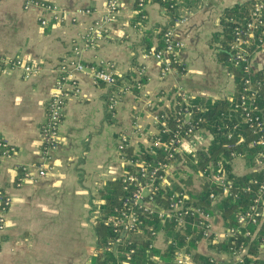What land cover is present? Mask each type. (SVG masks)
I'll return each instance as SVG.
<instances>
[{
	"label": "crops",
	"instance_id": "0c3cea01",
	"mask_svg": "<svg viewBox=\"0 0 264 264\" xmlns=\"http://www.w3.org/2000/svg\"><path fill=\"white\" fill-rule=\"evenodd\" d=\"M44 1L68 11L90 9L93 13L81 15L75 23L67 20L42 26L39 19L44 14L38 9L24 10V0H0V56L24 57L43 69L30 79L20 69L0 73V132L17 149L11 159L0 160V191L12 198L6 228L0 233V264H89L98 244L95 221L101 218L105 203L101 192L125 171L119 138L129 135L135 149L143 148L144 138L149 141L156 126L148 102L170 106L180 91L206 101L228 102L235 97L234 75L217 57L222 47V19L227 10L250 0H175L179 14L191 12L175 30L184 44L179 58L187 72L167 75H162L159 61L149 53L157 46L158 28L170 22L168 1L147 0V18L138 25L136 0H119L122 9L117 21L83 54V61L114 65L131 78L143 67L144 88L124 94L116 117L111 118L106 109L110 88L95 85L87 74L78 73L77 86L70 89L73 94L65 106L53 171L37 182L17 185L19 167L42 159L41 126L61 61L74 56V48L83 45V36L106 10V0ZM145 35L153 36L151 50L143 45ZM254 61L264 66V54ZM76 88L80 91L74 94ZM135 123L143 126L147 136L133 135ZM247 159L236 161V177L252 170ZM214 217L215 227L221 229L222 216ZM164 240L159 236L156 245L163 248ZM197 250L208 260L232 262L230 254L215 252L206 240L198 242ZM259 264H264V250Z\"/></svg>",
	"mask_w": 264,
	"mask_h": 264
},
{
	"label": "built area",
	"instance_id": "2783aa9c",
	"mask_svg": "<svg viewBox=\"0 0 264 264\" xmlns=\"http://www.w3.org/2000/svg\"><path fill=\"white\" fill-rule=\"evenodd\" d=\"M171 7L179 5L175 0H165ZM147 0H136L140 21L147 18L145 14ZM24 10H40L49 17H40L42 26L64 23L67 20L75 23L81 15L92 14L90 9L68 11L57 4L44 0H24ZM180 8V7H179ZM122 4L119 0H106V10L99 20L94 21L83 36V45L76 46L73 57L64 58L58 68V77L47 103L46 121L41 127L42 159L33 164L19 167L17 185L23 182H37L54 169V153L60 145V128L65 118V106L72 96L70 89L76 87V75L87 74L95 85L105 84L110 88L106 100L109 117L115 118L122 97L126 93L141 91L144 88L142 78L145 68L136 71V78L128 80L127 75L118 71L114 65H86L83 54L102 40L108 27L117 21ZM191 16L188 11L181 15L164 34V47L152 50V54L162 69V75L174 72L186 73L187 68L179 58L184 48L175 35L176 26L183 24ZM231 62L243 73L238 96L231 98L229 111H222L216 124L204 114L208 108L205 104L191 105L192 99L186 93L179 92V100L173 103L176 109L173 124L170 116L162 108L157 109L156 102L146 103L152 115L156 132L141 149H135L129 135H121L118 140V151L125 165V171L119 182L123 196L118 206L108 215L101 214V221L106 228L116 235L127 237L130 232L139 230L140 213L156 214L163 222L175 224V238H182L184 245L178 250L174 264H195L192 253L187 249L189 242L202 233V240L216 243L244 236L250 242L259 241L258 253L250 255V245L229 247L232 262H218L210 259V264H259V257L264 250V116L261 102L264 100V66H257L254 58L264 54V0H251L248 16L231 20ZM20 69L25 79H30L42 72V67L28 62L24 57L0 56V73ZM76 88L74 91L79 93ZM216 101H211L214 104ZM162 110V111H161ZM133 135L145 137V129L135 123ZM146 142V143H145ZM220 147L216 153L211 152L212 145ZM17 153L16 147L9 143L0 132V160L11 159ZM249 158V160L247 159ZM246 159L253 171L263 173V181L256 180L251 184L257 186L252 203L245 211L237 214L236 225L221 229L214 225V214L196 204L204 189L209 191L211 200L232 198L239 200L242 193L251 191V186L241 188L234 172L238 160ZM12 199L0 191V230L5 225V212ZM163 231L153 232L155 237L148 250L156 246ZM174 237L166 238L164 245H176ZM122 239L115 237L109 240L106 250L111 251ZM130 244V242H129ZM235 245V246H234ZM134 253H126L127 264ZM158 261V260H156ZM159 262V261H158ZM91 264V263H89ZM159 264V263H158Z\"/></svg>",
	"mask_w": 264,
	"mask_h": 264
},
{
	"label": "trees",
	"instance_id": "16d2710c",
	"mask_svg": "<svg viewBox=\"0 0 264 264\" xmlns=\"http://www.w3.org/2000/svg\"><path fill=\"white\" fill-rule=\"evenodd\" d=\"M164 5V3H163ZM251 0L248 3H245L242 6L234 7L225 12V15L222 19L223 24V39L222 47L218 52V61L223 64L231 74L234 75L237 92L235 97L238 96V90L240 89L241 81L243 73L240 69L236 68L234 64L231 62L232 53L230 50L231 45V20H239L248 16L250 10ZM167 13L170 17V22L167 26L160 27L156 33L157 46L155 50L158 51L164 47V34L165 32L175 24L176 20L180 17L179 14V5H174L171 7V3L167 2L165 4ZM138 21H140V16L138 17ZM219 37V35H218ZM153 36L145 35L143 36V45H145L146 50H151L153 48ZM136 78V75H134ZM128 80H130V76H127ZM145 78H142L143 84L145 83ZM179 96H176L174 100H179ZM191 105H199L205 104L208 108L206 114H204L205 118H208L213 124H216L219 118V115L222 111H229L230 104L224 100H218L214 104L211 101L202 100L200 98H192L190 101ZM157 109L162 108L167 114L170 116V126L173 124V118L176 113V109H174L173 104L170 106H165V104L155 103ZM263 116H264V100L261 102ZM161 110V111H162ZM220 150V147L213 144L211 147V152L216 153ZM248 169H252V165H248ZM237 180L240 184L241 188H247L251 186V191H247L246 193H242V196L239 200H235L232 198H225L221 200H211L209 198V191L204 189L203 193L196 200V204L208 209L214 215H221L224 224L228 227H232L236 225L237 214L241 211H245L248 206L252 203V199L256 193V189L258 184H251L252 181L256 180L259 184L263 181V173L253 171V169L247 173L246 175L237 177ZM123 196L122 186L119 181H115L112 184H109L102 192L101 197L104 200V205L102 209L103 216L108 215L111 211L113 212V208L118 206L120 200ZM140 224L139 230L130 232L127 237H124L122 234H115L111 229L106 228L101 218L96 219L95 226L98 238L97 248L95 250L92 263L91 264H125L126 262V253L130 251V249L134 250L132 254L131 260L127 264H174V260L176 254L179 249H181L184 245L182 238L176 239L175 234V224L163 222L156 214L149 213H140ZM163 231L164 236L168 239L170 237H174L177 240L176 245H164L163 248H159L157 245L148 250L150 243L155 238L152 234L153 232ZM196 235L189 242L187 247L188 251L192 253L193 258L197 262H201L202 264H210V260L203 257L197 250L198 242L202 240V233L197 230L195 231ZM263 231L260 233V236H263ZM119 237L122 239L121 243L117 244L115 248L111 251L106 250V246L109 240ZM163 237V234H162ZM251 239L246 238L244 236H239L236 239H229L224 242L216 243L212 240H209V246L215 252H226L229 253V247L233 245V243L237 246L242 244L245 245L249 243ZM130 242V244H129ZM250 255L255 256L258 253L259 249V241L254 240L250 242ZM234 245V246H235ZM158 260V261H156Z\"/></svg>",
	"mask_w": 264,
	"mask_h": 264
},
{
	"label": "rangeland",
	"instance_id": "374dc122",
	"mask_svg": "<svg viewBox=\"0 0 264 264\" xmlns=\"http://www.w3.org/2000/svg\"><path fill=\"white\" fill-rule=\"evenodd\" d=\"M83 63H84V61H83ZM85 64V63H84ZM93 82V81H92ZM45 123V122H44ZM43 123V124H44ZM43 124H42V126H43ZM41 126V127H42ZM41 161V160H40ZM4 192V191H3ZM12 199V198H11ZM11 206H12V203H11V205L9 206V208L6 210V212H5V214H4V216H5V225H4V228H3V230H0V233L1 232H3L4 230H5V228H6V224H7V215H8V212H9V210H10V208H11ZM0 250H2V247L0 246Z\"/></svg>",
	"mask_w": 264,
	"mask_h": 264
}]
</instances>
